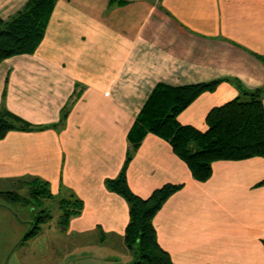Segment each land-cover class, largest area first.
<instances>
[{
  "label": "crops",
  "instance_id": "obj_1",
  "mask_svg": "<svg viewBox=\"0 0 264 264\" xmlns=\"http://www.w3.org/2000/svg\"><path fill=\"white\" fill-rule=\"evenodd\" d=\"M27 1L0 0V18ZM219 78L230 80L197 96L178 114L180 124L206 130L207 112L240 95L236 81L261 88L264 107V0H57L36 50L0 63V109L32 125L0 139V195L16 200L7 192L45 182L44 199H79L80 213L65 223L59 215V227L122 241L130 263L128 203L105 185L131 149L128 131L157 83ZM211 168L207 180H195L168 141L146 132L126 178L142 198L181 185L153 218L174 264H264V157Z\"/></svg>",
  "mask_w": 264,
  "mask_h": 264
},
{
  "label": "trees",
  "instance_id": "obj_2",
  "mask_svg": "<svg viewBox=\"0 0 264 264\" xmlns=\"http://www.w3.org/2000/svg\"><path fill=\"white\" fill-rule=\"evenodd\" d=\"M56 1L28 0L23 9L9 19L0 18V63L8 57L31 54L36 50L44 37ZM109 3L121 5L125 0H109ZM224 80L230 79L219 78L181 86L157 83L129 129L127 138L131 149L127 151L118 175L105 180L107 189L121 195L128 203L129 221L124 231V243L132 253L129 264H174L157 242L153 218L166 199L181 185L164 184L154 189L148 197L142 198L134 194L127 184V165L146 132L168 141L173 152L185 162L192 177L201 182L211 176L213 161L264 157L261 88H242L236 81L240 95L211 108L205 116L207 129L204 131L178 122V114L197 96L205 91H213ZM77 97L78 94L74 92L64 104L59 123L66 119ZM31 128L32 125L20 116L4 107L0 109V139L10 130L25 131ZM260 184H264V180ZM35 187L41 192L40 197H51L45 182L31 186L33 189ZM7 193L14 195L16 200L20 197L16 192ZM59 207L63 208L60 217L61 222L65 223L69 217L80 213L81 201L76 198L63 199Z\"/></svg>",
  "mask_w": 264,
  "mask_h": 264
},
{
  "label": "rangeland",
  "instance_id": "obj_3",
  "mask_svg": "<svg viewBox=\"0 0 264 264\" xmlns=\"http://www.w3.org/2000/svg\"><path fill=\"white\" fill-rule=\"evenodd\" d=\"M16 193L17 200L0 195V264H127L122 241L106 236L102 242L99 234H69L60 228L63 208L57 199L40 197L36 187Z\"/></svg>",
  "mask_w": 264,
  "mask_h": 264
}]
</instances>
